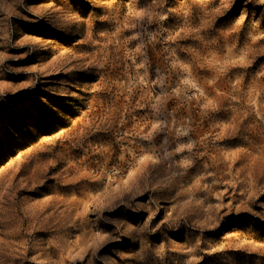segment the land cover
Segmentation results:
<instances>
[{
	"label": "rangeland",
	"instance_id": "374dc122",
	"mask_svg": "<svg viewBox=\"0 0 264 264\" xmlns=\"http://www.w3.org/2000/svg\"><path fill=\"white\" fill-rule=\"evenodd\" d=\"M0 264H264V0H0Z\"/></svg>",
	"mask_w": 264,
	"mask_h": 264
}]
</instances>
